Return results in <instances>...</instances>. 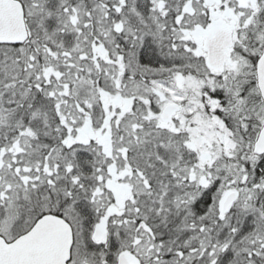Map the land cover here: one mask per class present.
Returning a JSON list of instances; mask_svg holds the SVG:
<instances>
[{
  "label": "snow or ice",
  "instance_id": "obj_1",
  "mask_svg": "<svg viewBox=\"0 0 264 264\" xmlns=\"http://www.w3.org/2000/svg\"><path fill=\"white\" fill-rule=\"evenodd\" d=\"M0 264H264V0H0Z\"/></svg>",
  "mask_w": 264,
  "mask_h": 264
}]
</instances>
